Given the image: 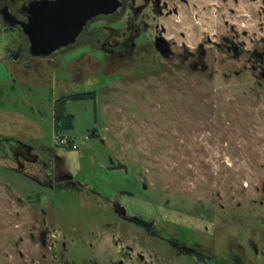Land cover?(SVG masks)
Wrapping results in <instances>:
<instances>
[{
  "label": "rangeland",
  "instance_id": "rangeland-1",
  "mask_svg": "<svg viewBox=\"0 0 264 264\" xmlns=\"http://www.w3.org/2000/svg\"><path fill=\"white\" fill-rule=\"evenodd\" d=\"M186 2L162 23L173 50L231 30L246 54L208 47L197 73L0 59V264H264V0Z\"/></svg>",
  "mask_w": 264,
  "mask_h": 264
},
{
  "label": "flooded vegetation",
  "instance_id": "flooded-vegetation-1",
  "mask_svg": "<svg viewBox=\"0 0 264 264\" xmlns=\"http://www.w3.org/2000/svg\"><path fill=\"white\" fill-rule=\"evenodd\" d=\"M34 1L41 0H0V33L6 38L4 46H0V59L7 63L30 66L41 61L62 63L68 59L69 65L87 63L104 66L127 63L141 59L142 55L155 53L166 60L177 58L183 67L197 73L208 69L205 64L209 56L208 47L222 52L225 57L240 58L246 54L230 34L231 30L221 35L214 33V38H207L194 50L183 45L181 52L173 50L172 43L165 37L166 28L162 23L171 16L177 17L178 22L182 21L185 18L182 6L186 5V0H117L120 6L115 12L92 17L66 46L49 56H34L30 51V39L23 29V24L29 22L26 7ZM262 246L249 243L255 256L264 258V243ZM52 251L56 253L55 249ZM180 252L191 255L194 264H227L221 260L218 263L216 257L200 249H180Z\"/></svg>",
  "mask_w": 264,
  "mask_h": 264
},
{
  "label": "water",
  "instance_id": "water-1",
  "mask_svg": "<svg viewBox=\"0 0 264 264\" xmlns=\"http://www.w3.org/2000/svg\"><path fill=\"white\" fill-rule=\"evenodd\" d=\"M117 0H41L29 3L26 14L29 22L23 24L30 39L31 54L49 56L66 46L92 17L115 12ZM145 189L147 185L144 184Z\"/></svg>",
  "mask_w": 264,
  "mask_h": 264
},
{
  "label": "trees",
  "instance_id": "trees-1",
  "mask_svg": "<svg viewBox=\"0 0 264 264\" xmlns=\"http://www.w3.org/2000/svg\"><path fill=\"white\" fill-rule=\"evenodd\" d=\"M90 94L87 93L77 96H72L73 99H83L89 97ZM58 106V107H57ZM55 109L54 119V131L56 134L65 133L74 129L75 116L66 113V108L63 104L57 105Z\"/></svg>",
  "mask_w": 264,
  "mask_h": 264
},
{
  "label": "built area",
  "instance_id": "built-area-1",
  "mask_svg": "<svg viewBox=\"0 0 264 264\" xmlns=\"http://www.w3.org/2000/svg\"><path fill=\"white\" fill-rule=\"evenodd\" d=\"M63 145H66V147H69V144L66 140L63 141Z\"/></svg>",
  "mask_w": 264,
  "mask_h": 264
},
{
  "label": "crops",
  "instance_id": "crops-1",
  "mask_svg": "<svg viewBox=\"0 0 264 264\" xmlns=\"http://www.w3.org/2000/svg\"><path fill=\"white\" fill-rule=\"evenodd\" d=\"M54 122H55V119H54ZM55 124V123H54Z\"/></svg>",
  "mask_w": 264,
  "mask_h": 264
}]
</instances>
